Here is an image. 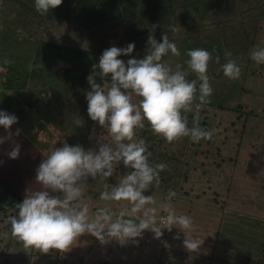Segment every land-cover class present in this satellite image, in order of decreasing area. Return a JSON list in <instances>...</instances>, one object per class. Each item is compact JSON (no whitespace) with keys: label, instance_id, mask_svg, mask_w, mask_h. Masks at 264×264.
<instances>
[{"label":"rangeland","instance_id":"374dc122","mask_svg":"<svg viewBox=\"0 0 264 264\" xmlns=\"http://www.w3.org/2000/svg\"><path fill=\"white\" fill-rule=\"evenodd\" d=\"M173 1H177V4L183 2V0ZM187 1H192V6L190 5L187 11L174 14L169 12L174 16V22L171 25H162L166 18L164 13L150 11L143 13L140 18L134 16V19L132 17L125 22L123 19L97 22L88 35V46L90 45L93 53L91 54L98 63L104 49L112 45L124 47L132 41L135 42V49L131 55L142 58L146 51L148 36L152 35L159 41L165 33L170 41L176 43L180 52L179 56L169 52L163 58L170 67L175 69L177 64L187 68L185 63L188 59L187 50L202 48V45L209 40L205 37L206 35H210V40H216L215 23L217 21L225 27L223 34L219 36L222 38V44L219 39L216 45L219 50L216 52L214 47L209 50L213 56L208 66V75L214 89L210 98L212 103L207 106L202 105L203 110L199 109L198 112L193 108L186 113L190 127L193 126L194 114L200 113L202 120L208 124V129L215 130L212 138L192 142L188 137H181L169 143L163 137L155 135L147 122L143 129L137 130V137L146 138V144L152 147L151 150L148 149L151 152L149 159L152 163H164L166 168H172V162H167L165 157L169 158L173 154L176 159L178 158L179 165L184 163L180 167L187 170L186 179L180 178L179 184L175 181L166 185H155L146 190L145 195L152 194L156 201L154 206L159 208L160 205L169 203V190L174 191L176 195L170 202L177 214L189 215L193 220V229L185 233L186 237L204 239V243L199 250L189 251L183 244L186 238L184 233L176 227L169 230L165 224L161 226L163 228L159 237L150 230H145L143 238H137L138 243L132 241L125 243L126 245L139 244L140 248V251H135V255L128 253L127 264L131 262L132 264H264V102L259 103L263 99L255 95V87L261 88L259 86L262 78L259 74L264 64L257 65L249 57L250 50L257 45L258 41L250 45L244 28L238 29L240 32L237 36L232 33L236 29L230 28L231 23L238 16L231 11L232 3L236 0ZM240 2L241 6L242 3L251 1L240 0ZM114 14H116L115 6L110 11L98 9L97 12L98 20ZM240 15L245 17L247 13ZM153 17L158 19L159 25H155V22L151 23ZM204 17L207 18L208 27L199 26V20H203ZM146 18L150 20L146 21ZM185 22L189 25L186 26ZM238 38L240 43H233V40ZM81 40L83 41L82 36ZM226 50L231 51L230 58L241 67V75L237 80H230L223 74L221 65L226 62L227 58L224 55ZM217 55L220 57L219 63L215 62ZM119 58L127 60L129 57ZM187 78L196 79V75L189 71ZM105 79L104 86L107 87L110 85V74ZM25 88V94H27L29 87ZM38 88L30 87L29 90L36 93ZM63 89V86H59L56 91L65 96ZM45 92L46 95L52 93L49 87H42L39 95L43 93L45 95ZM23 93L0 89V104L4 110L7 109V112L18 117V122L10 127L11 132L14 133L17 128L21 130L18 136L5 139V142L0 144V176L24 198L28 191L38 187L35 180L36 168L54 147H60L62 142L66 141L69 144L79 143L87 148L89 142L92 145V137L94 142L98 143L112 144L113 142L107 129H103L88 117L87 107L82 106L83 103H77L73 112L64 115L69 122L67 125L64 123L61 125L56 120L37 116L36 108L30 107L25 101L28 95L23 96ZM77 99L82 100L81 97ZM133 100L138 102L139 97L134 96ZM214 100L220 101L221 108L214 104ZM7 101L11 102L9 108H6ZM43 114L48 116L52 112ZM78 119L82 121L80 126L75 123ZM56 124L59 125L56 126ZM0 136H8V132L2 126H0ZM16 143L20 144V154L18 158L12 159L7 153ZM106 182L114 184L106 179L101 180L99 177L95 180L89 178L87 181L88 186L83 194V200L92 201L88 203L92 212L104 206L105 203H109L100 200V192ZM111 204L116 212L121 207L128 206L127 202H111ZM162 214L166 213L158 212L159 216ZM12 215H16L15 212L0 215V264H40L42 261L40 257H36L37 255L51 257V264H68V262L79 264L78 255L60 254L54 249H51L48 254L42 253L35 249H25L22 242L15 245L14 238H17L11 234V226L8 222V217ZM116 243L115 240L111 247L113 251ZM100 247L102 248H99L97 253L100 254V258L103 257V264H111L107 255L102 253L103 247L107 249V245L101 244ZM122 250L127 251L125 245L122 246L121 253Z\"/></svg>","mask_w":264,"mask_h":264},{"label":"clouds","instance_id":"9594fccd","mask_svg":"<svg viewBox=\"0 0 264 264\" xmlns=\"http://www.w3.org/2000/svg\"><path fill=\"white\" fill-rule=\"evenodd\" d=\"M61 3L62 0H33L35 10L41 15L48 14ZM49 31L60 42L65 26H56L53 21ZM70 35L78 39L74 33ZM43 39H48L44 33ZM80 46L86 49L88 41L83 40ZM146 46L143 57L136 58L131 55L135 49L134 41L124 47L112 45L102 51L98 63L93 65L94 72L87 77L90 85L85 94L87 114L107 129L113 143H100L93 149L65 141L40 162L35 176L38 187L28 191L15 205L17 214L8 217L11 234L25 249L42 253L51 249L67 252L85 233L102 243L109 239L121 244L138 243L137 238H141L145 230L159 237L162 220L169 230L176 227L184 235L193 229L191 216L177 214L172 206L170 201L176 195L174 191L169 190V203L159 208L154 206L156 201L152 194L145 195L146 190L160 183L159 173L166 165L150 161L151 152L145 140L137 137V130L143 129L147 122L155 135L169 143L181 137H188L192 142L211 139L215 130L197 126L195 120L190 127L186 113L193 108L198 112L202 105L210 103L214 89L208 66L213 56L205 48L188 49L187 68L177 64L173 69L163 58L169 52L176 56L180 52L165 33L159 41L149 35ZM224 55L227 59L221 65L223 74L230 80L239 79L240 65L230 58L231 51L226 50ZM122 56L129 58H119ZM249 57L257 65L264 64V46H254ZM219 61L217 55L215 62ZM97 67L99 72H95ZM189 71L195 73L196 79L187 78ZM109 74L110 85L107 87L93 78L94 75L104 78ZM134 96L139 97L138 102H134ZM17 122L15 114L0 109V126L8 132L7 137L0 136V144L20 134L19 128L14 133L10 130ZM75 123L80 126L82 121L78 119ZM19 154V143L7 153L12 159L18 158ZM121 163L130 171L120 176L116 184L104 183L100 200L109 203L92 212L83 200L88 179L111 177L115 166ZM111 202H127L128 206L116 212ZM159 211L166 216H159ZM203 243L204 239L199 238L183 240L185 248L192 252L199 250Z\"/></svg>","mask_w":264,"mask_h":264},{"label":"crops","instance_id":"0c3cea01","mask_svg":"<svg viewBox=\"0 0 264 264\" xmlns=\"http://www.w3.org/2000/svg\"><path fill=\"white\" fill-rule=\"evenodd\" d=\"M249 1L251 2L242 3L241 6L240 0H236L235 3L231 2L233 4L231 11L232 13H237L238 16L233 19L230 28L236 29V31H232L235 36L239 35L240 30L238 29L244 28L248 34L249 44L256 43L255 41L257 40L258 42L256 46H264V0ZM168 2L171 3L169 4ZM191 3L192 1L186 2V0H183V2L179 4H177V1L172 2V0H99L98 4H100L99 8L102 7L101 10L109 11V8L107 9L105 6H110V8L115 6L116 14L110 16L108 15L104 19L98 20L99 15L96 14V0H62L60 5L51 9L46 15H41L35 10L33 0H0V89H9L15 92L19 91L21 93L26 90V88L21 87L22 83L25 84L24 87H32L34 84V81L29 77H27L26 81L24 80L23 82L22 77L24 73L29 75H35L36 72L42 73L44 69L43 67L46 66V61L49 58H54L58 61L57 56L54 57L51 56V54H47V49L49 48L47 45H42L45 51L43 54L37 56L36 47L38 43L37 40L39 39L41 42L43 41L58 44H63V42H65L68 45L77 46L79 45V42L82 41L81 36L83 40L88 39L89 32H91L90 29L95 27L97 22L103 23L106 21H112L113 19H124V12L130 11L131 13L135 12V15L139 14V11L143 10L151 12L169 10V12H172L173 14L177 12H185L189 9ZM196 6L197 5H195V7ZM172 13L169 14L166 23H161L162 25L167 26L174 22V16ZM241 13H247V15L244 17L240 15ZM205 17H207V15H205ZM205 17L203 20H199V26L203 25L204 27H208L206 24L207 18ZM53 21H55L56 26H65V31L61 36L60 42H58L49 31V25H51ZM151 21V23L155 22V25L160 24L156 17H153ZM185 24L186 26L189 25L186 22ZM215 24L217 29L214 31L217 37H215L216 40L214 42L221 39L222 44V38H219L218 29H220L222 32L221 34H223L225 27L220 21H217ZM43 33L47 35V40L43 39ZM71 33H74L75 37L78 39H74L73 36L70 35ZM205 37L209 39L210 35H206ZM233 43H240V39H234ZM3 44L6 48L5 46H2ZM5 60L9 61V63H5ZM57 61L56 66L58 64ZM259 76L262 78L261 85L259 86L261 88L255 87L256 93H254L255 95L260 96L261 100L263 99L259 103H263L264 66ZM252 90L254 91V89ZM10 105L11 102L7 101L6 108H9ZM0 109H4L1 104ZM92 139V145L89 142V147L87 148H98L100 143L94 142L93 137L91 140ZM94 143L96 146L93 145ZM115 168L116 170L114 171L113 176L99 179H106L116 184L119 182L120 176L126 174L127 171H130V169H126L122 163L119 166L116 165ZM85 202L90 204L92 201L85 200ZM79 238H83L84 240H77L76 244L67 252H59L60 254L71 253L72 256L78 255L77 259L79 264H103V257L100 258V254L97 253V250L102 248L100 247L101 244H104L105 246L107 245V249H104L103 247L104 251H102V253L107 255V259L110 260L111 264H127L128 260H126V258L128 259V253L135 255V251L138 252L137 248L139 244L126 245V242L124 244L117 242L113 251L111 248L115 242L113 239H109L107 242L102 243L96 237L92 239V235L88 233L82 234ZM90 239H92V241H90ZM88 242L91 246L87 244ZM123 245L126 246L127 251L123 252L122 250L121 253ZM75 248L78 249L75 250ZM109 253L112 254V256ZM121 255H124V257H121ZM38 257H40L42 264L52 263L51 257ZM37 260L38 258L36 261ZM68 264L70 263L68 262Z\"/></svg>","mask_w":264,"mask_h":264},{"label":"trees","instance_id":"16d2710c","mask_svg":"<svg viewBox=\"0 0 264 264\" xmlns=\"http://www.w3.org/2000/svg\"><path fill=\"white\" fill-rule=\"evenodd\" d=\"M99 0H96V14L98 12V9H102L99 8L98 4ZM116 1V0H114ZM167 1V0H166ZM171 1V0H170ZM171 3V2H168ZM113 4V2H112ZM109 8V11L111 10L110 6H107V9ZM104 11V10H103ZM150 11H139V14L135 15L136 13L133 12H124V16H123V21H127L130 18H134L138 17L140 18V16L144 13H147ZM153 13H155V11H152ZM157 12V11H156ZM161 13L165 15V23L167 22L168 16H169V10L166 11H161ZM150 19L146 18V21H149ZM29 30V29H28ZM218 34L219 36L222 35L221 30L218 29ZM211 37H209V40L206 41V44L202 45V48L207 49L208 51L210 49H212L213 47L215 48V51L217 52L219 50V47H216V45H218V40L216 42L210 40ZM37 56L41 55L44 53L45 49L43 48L42 45H47L49 48L47 49V54H51V56H57V60H55L54 58L52 59H48L46 61V66H44L42 73L40 72H36V74H25L23 75V82L24 80L26 81L27 77L31 78V80L34 81V84L32 87H39L37 89V92L35 93V91L33 92L30 89H27V94H25L26 91H23V96L28 95V98L26 96V102L29 103L30 107H35L37 110V116H40L44 119H50V120H56L57 123L59 124H68L69 120L67 121L64 117V115L66 116L68 113L73 112L72 110L74 109V107L77 105V103H83L82 106L87 107V102L85 99V94L88 90H90V85L88 83L87 77L91 74H93L94 72V68L93 65L97 64L95 61V57L92 56V51L90 49V45L86 48L83 49L80 45L77 46H71L66 44L65 42H63V44H58V43H50V42H41L40 39L37 40ZM190 47V46H189ZM54 49V50H52ZM92 53V54H91ZM56 61H57V66H56ZM95 72H99V68L97 67L95 69ZM93 78L96 80L97 83H101L102 86H104V81L106 80L105 77L102 78L99 75H94ZM25 84L22 83L21 87H24ZM59 86H63V94H65V96H62L61 93H59L57 90V87ZM42 87H49V89L51 90V94L45 95L44 93L42 95H39V92L42 90ZM74 87V88H72ZM79 87H81L79 89ZM237 87V85H236ZM72 93H68L71 92ZM30 92V93H29ZM32 92V93H31ZM78 95V96H77ZM22 96V97H23ZM46 97V98H45ZM78 97L82 98V102L77 99ZM214 104L221 108L219 106L220 101L219 100H214ZM211 101L208 104H205V106L207 105H211ZM23 105V104H21ZM24 107V106H23ZM27 108V107H26ZM200 110H203L200 108ZM43 111V112H41ZM52 112L51 115H45L44 116V112L48 113V112ZM53 115V116H52ZM72 120V119H71ZM195 120V124L197 126L200 127H205V128H209L208 124L205 123V121L202 120L200 113H195L194 114V118L192 121V124ZM40 125V123H38ZM59 124H56L59 125ZM55 125V124H54ZM143 138V137H141ZM145 141L147 140L146 138H143ZM160 143L163 141H159ZM153 145V144H152ZM149 146V147H148ZM147 148L149 150L152 149L151 145H147ZM181 150V149H179ZM182 151V150H181ZM181 153V152H180ZM165 158H167V162H172V168H166L163 169L162 171H160L159 176H160V183L159 184H168L170 182H175L177 181V183L179 184V180L180 178H185L187 177V170H184L180 167V165L184 164L181 163L179 165L178 162V158L176 159V157L172 154L171 156H166ZM174 161V163H173ZM158 184V185H159ZM156 185V186H158ZM164 186V185H163ZM175 186V185H174ZM176 187V186H175ZM23 197L21 195H19L16 190L14 189V187L10 184H8L1 176H0V215H6L8 213L15 212V214H17V209L15 207V205L22 201ZM15 245L17 243H20L21 241L18 239H15ZM140 248H137V251H139ZM141 250H143L141 248ZM39 253V252H38ZM40 255H37L36 257H38ZM137 256V255H136ZM132 258V257H129ZM137 258V257H136ZM139 258V257H138ZM132 260H134L132 258ZM143 262V259H141ZM129 261H131L129 259ZM132 264V262L130 263Z\"/></svg>","mask_w":264,"mask_h":264},{"label":"built area","instance_id":"2783aa9c","mask_svg":"<svg viewBox=\"0 0 264 264\" xmlns=\"http://www.w3.org/2000/svg\"><path fill=\"white\" fill-rule=\"evenodd\" d=\"M161 217H163V216H166V214H162V215H160ZM166 223L162 220L161 221V225H165Z\"/></svg>","mask_w":264,"mask_h":264}]
</instances>
